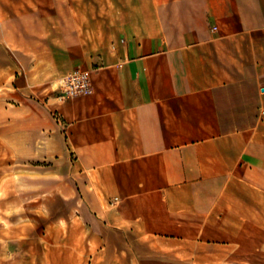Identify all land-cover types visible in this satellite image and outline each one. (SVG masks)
<instances>
[{
    "label": "crops",
    "instance_id": "crops-1",
    "mask_svg": "<svg viewBox=\"0 0 264 264\" xmlns=\"http://www.w3.org/2000/svg\"><path fill=\"white\" fill-rule=\"evenodd\" d=\"M56 3L67 11L35 27L31 9L0 7V69L84 179L98 213L87 234L176 251L264 225V0ZM75 68L91 94L43 95ZM0 264H26L15 235Z\"/></svg>",
    "mask_w": 264,
    "mask_h": 264
},
{
    "label": "rangeland",
    "instance_id": "rangeland-1",
    "mask_svg": "<svg viewBox=\"0 0 264 264\" xmlns=\"http://www.w3.org/2000/svg\"><path fill=\"white\" fill-rule=\"evenodd\" d=\"M14 1L0 7L13 13L31 9L37 13L34 27L35 17L51 23L57 12L67 11L57 0ZM9 72L0 69V244L15 235L17 259L26 264H264V225L235 229L228 245L176 251H146L113 234L107 245L87 234L91 230L85 225L98 218L94 199L70 159L56 162V133L40 130L44 121L37 109L11 100ZM55 81L44 85V96L53 93ZM51 113L59 120L56 111Z\"/></svg>",
    "mask_w": 264,
    "mask_h": 264
},
{
    "label": "built area",
    "instance_id": "built-area-1",
    "mask_svg": "<svg viewBox=\"0 0 264 264\" xmlns=\"http://www.w3.org/2000/svg\"><path fill=\"white\" fill-rule=\"evenodd\" d=\"M56 90L59 98H76L93 92L91 72L88 69L75 68L58 77Z\"/></svg>",
    "mask_w": 264,
    "mask_h": 264
}]
</instances>
